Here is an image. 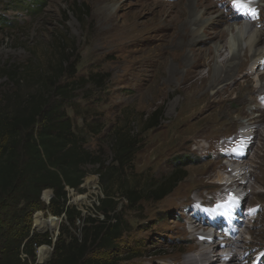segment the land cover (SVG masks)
<instances>
[{
  "label": "rangeland",
  "instance_id": "1",
  "mask_svg": "<svg viewBox=\"0 0 264 264\" xmlns=\"http://www.w3.org/2000/svg\"><path fill=\"white\" fill-rule=\"evenodd\" d=\"M241 2L245 7H238L234 0H0V18L8 23H0V67H9L17 76L13 80L0 72V111L11 113L26 105L29 94L40 85L35 68L45 71L56 60V36L60 35L76 46L75 56H79L74 76L63 79L75 86L65 110L83 147L101 157L104 168L100 174L107 165L115 166L111 137L117 129L130 131L138 141L131 163L124 169L126 185L142 191L134 208L127 207L122 189L117 188L121 183L117 173L103 179L98 164L85 165L80 190L69 188V203L86 217L95 216L105 184L112 185L109 192L117 202L123 235L115 248H95L90 255L108 256L114 264H184L187 244L205 243L198 238L189 243L195 232L184 235L183 228L191 230L190 222L198 224L201 219L209 223L199 230L207 231V240L213 234L226 233L229 220L221 215L227 207L223 200L234 197L230 194H243L242 207L234 214L239 224L242 221L240 234L236 236L235 230L239 224L226 234L237 239L227 249L235 252L230 262L264 264V60L256 66L250 60L252 53L243 51L245 45L241 50L235 47L241 52L232 62L237 68L233 73H219L221 65L231 67L221 60L227 57L234 26L246 20L255 23L262 37L253 45L264 47V0ZM192 9L195 15L201 13L196 20L199 31L185 41L182 35L175 38L174 30L180 29ZM220 14L227 17L226 22L208 24ZM111 15L116 17L113 21ZM213 26L224 28L226 35L213 38ZM196 37L200 40L191 42ZM235 39L240 42L237 35ZM179 41L190 46L180 47L176 58L171 45ZM151 53L159 55L149 57ZM26 66L30 68L24 72ZM189 67L197 74L183 81ZM171 68L179 74L169 78ZM94 75L96 82L91 80ZM215 81L219 83L213 88ZM158 108L162 111L159 125L147 128L144 121ZM255 129L262 133L256 138ZM241 131L253 138V144L249 143L251 150L238 160L241 167L232 170L227 164L235 161L226 159L218 145ZM230 141L222 147L226 149ZM181 168L184 178L176 188L156 199V184ZM240 176L242 184L226 186ZM78 195L85 198L76 200ZM37 212L46 220L60 219L53 231L57 238L67 223L64 218L44 208L35 211L32 220ZM76 225L72 232L79 234L82 222L78 220Z\"/></svg>",
  "mask_w": 264,
  "mask_h": 264
},
{
  "label": "trees",
  "instance_id": "2",
  "mask_svg": "<svg viewBox=\"0 0 264 264\" xmlns=\"http://www.w3.org/2000/svg\"><path fill=\"white\" fill-rule=\"evenodd\" d=\"M0 23L8 24L1 18ZM56 37V60L45 71L35 68L36 74L32 75L38 78L40 85L29 94L26 105L11 113L0 111V264L33 263L37 246L52 243L54 250L45 264H114L108 256L90 255L95 248L105 251L115 248L116 241L123 235L117 202L109 192L112 185L105 184V195L98 200L95 216L84 217L80 209L69 203L68 188L80 190L86 176L85 165L98 164L100 174L104 163L100 156L83 147L66 113L65 103L72 98L75 86L72 81L63 82V79L74 76L79 56H75L76 46L67 42L66 37ZM29 68L24 67V72ZM0 72L13 80L17 78L9 67L1 66ZM161 115V108L155 109L144 121L146 127L158 126ZM137 144L130 131L117 129L111 137L115 166L107 165L105 173L100 174L108 180L117 173L121 180L117 188L122 189L127 207L133 208L143 195L138 188L126 185L124 169L131 163ZM181 171L182 168L172 171L156 184L153 189L156 199H162L176 188L184 178ZM48 188L53 190V195L46 205L41 196ZM84 198L78 195L75 199ZM44 208L67 222L54 242L50 233H38L31 228L33 213ZM37 214L38 228L49 229L41 212ZM49 220L55 228L56 220ZM78 220L83 227L79 234L72 232ZM21 253L26 254L24 259Z\"/></svg>",
  "mask_w": 264,
  "mask_h": 264
},
{
  "label": "bare ground",
  "instance_id": "3",
  "mask_svg": "<svg viewBox=\"0 0 264 264\" xmlns=\"http://www.w3.org/2000/svg\"><path fill=\"white\" fill-rule=\"evenodd\" d=\"M190 1V0H189ZM195 1V0H194ZM198 3V2H197ZM194 4V3H193ZM254 4V3H253ZM196 5V4H195ZM190 6V4L188 5ZM195 8V7H194ZM207 8V7H205ZM203 9V8H201ZM186 11V10H185ZM193 9L192 11L190 10V12H188V16L187 18H183L181 23H180V29H175L174 30V34L173 36L176 38L177 36L181 37L184 36V41L190 36L192 37V34H195L196 32L199 31V26L198 22H196V20L198 18L201 17V13L197 11L196 15L193 14ZM166 13V12H165ZM111 15L110 16V19L113 21V18L115 16ZM182 17V16H181ZM109 18V17H108ZM116 18V17H115ZM226 19L227 17H224L222 14L219 15V17L215 18L214 20L212 21H208V24L210 22V25H215L216 23L217 24H222L223 22H226ZM196 22V23H195ZM245 23H243L241 26H237V27H233L230 31L231 33V37H230V40H229V43H228V46H227V57L225 59H222L221 61H227V65L231 67L229 69L227 68H224L223 69V65L220 66L219 68V73H223V71H230V73H233L234 72V67L237 68V64H235V66L232 64V62L235 60V58L240 55V50L243 49V46L245 45V50L243 51H250L252 53V56L250 58V60H252L253 64H257L256 66H260L261 63L263 62L264 60V47H258V46H255L253 45L254 44V41L257 39V38H261L262 37V33L259 31V27H257V25L255 23H252L250 21H244ZM239 25V24H238ZM177 27V26H176ZM195 27V28H194ZM213 30H214V35H213V38L215 37H218V38H221V37H224L226 35V32H225V29L221 28L218 30V27H212ZM134 30V29H133ZM132 30V31H133ZM211 30V29H210ZM235 30V32H234ZM191 31V32H190ZM130 32V31H128ZM134 32V31H133ZM202 33L204 34H208V30L206 29H202L201 31ZM234 32V33H233ZM190 33V34H189ZM135 34V33H134ZM133 34V35H134ZM136 35V34H135ZM239 37L238 40H240L239 43H237V40L235 39V37ZM199 37V35H197ZM189 37V38H190ZM201 38V37H200ZM196 38H192L191 42L195 41L196 42ZM197 40H200L199 38ZM180 42V41H179ZM186 46H190V44L188 43H172L171 45V48L173 51H171L172 53H175L174 56L176 58H178L180 55L178 53V50L180 49V47H186ZM240 46V50L236 51L237 49L235 47H239ZM171 50V49H170ZM151 51V50H150ZM149 52V51H148ZM153 55H150L149 57H153L155 55H159V54H156V53H151ZM243 55H244V52H243ZM157 58V57H156ZM149 59V58H148ZM160 59V58H159ZM151 60V59H150ZM149 60V61H150ZM165 60V59H164ZM151 61H154V60H151ZM150 61V62H151ZM251 62V63H252ZM164 64V63H163ZM155 64H152V67L154 66ZM159 65V64H158ZM156 65V66H158ZM233 65V66H232ZM148 66V65H147ZM169 67V66H168ZM175 68V67H174ZM179 68V67H178ZM177 72V70L171 68L170 69V75H167V77H171L174 75V73ZM178 73V72H177ZM179 74V73H178ZM192 74L196 75L197 73L193 72L192 70H190V67L189 69H186L185 71V75H184V80H190L192 78ZM260 74V73H259ZM193 75V76H194ZM262 75V74H261ZM221 76V75H220ZM259 76V75H258ZM260 78V77H259ZM194 81V80H193ZM196 81V80H195ZM172 82V81H171ZM197 82V81H196ZM216 82V81H215ZM193 82H191L192 84ZM219 82H216L215 83V87H217V84ZM190 84V85H191ZM197 84V83H196ZM189 85V84H188ZM193 85V84H192ZM195 86V85H194ZM199 86V84H198ZM197 86V87H198ZM191 87V86H190ZM203 87V86H202ZM199 88V87H198ZM197 89V88H196ZM201 89V88H200ZM221 88H218L217 89V92L220 91ZM224 89V88H223ZM201 93V92H200ZM194 97V96H193ZM197 102V100H195ZM204 101V100H203ZM264 103V102H263ZM200 104V103H199ZM195 105V104H194ZM263 105V104H262ZM261 106V105H260ZM183 108V107H182ZM195 108V107H194ZM196 109V108H195ZM194 109V110H195ZM185 110V108H184ZM193 110V111H194ZM180 112V111H179ZM254 133V138H256V136H259L261 135V130L260 129H255L253 131ZM231 139H234L233 142H231L230 140ZM244 139V140H242ZM253 140V138H252ZM251 140V138L247 137L245 132L241 131L239 133H237V135H233L230 139L228 140H223L218 146H220L223 151H222V154L225 156L226 159L228 160H231V161H235V162H230L229 164H227L228 166L232 167V170L233 169H236L238 167H241L240 165V162H238L239 159H243L246 154L248 153V150L250 151L251 150V147L249 145V143L251 142V144H253V141ZM231 142V144L226 148L224 149L222 146L223 145H227L228 142ZM238 162V163H236ZM226 165V164H225ZM218 166H221L219 163H218ZM222 167V166H221ZM227 167V166H226ZM243 167V166H242ZM246 172V171H244ZM244 172L242 174H244ZM248 172V171H247ZM241 174V175H242ZM221 179V175L218 174V180ZM243 182V178L242 176L238 177V178H233L232 181L229 183V184H226V186H236V184H242ZM233 188V187H232ZM234 197H231L229 199H224L223 200V203L227 206L226 208H223L222 209V212H221V215L223 216L224 219H228L229 220V225L227 226V228H229L228 230L225 232H222L220 233V235H215L213 234L212 235V240H207L206 237L204 236H208L207 235V231L206 232H201L199 233V230L201 228H203V225L205 224H209L208 222H201V219H200V222L198 224H196L195 222H190L192 223V229L189 230L187 229H184L183 228V234L187 235L186 232H195V233H192L189 234L191 235V237H189V240L190 242L189 243H192V242H196V238H198L199 240H202L205 244H203L202 242H197L196 245H188L187 244V252H185V256H183V260L181 261V263H184V264H231L230 260H232L231 258L232 257H235V252L233 249H229V251H227V249L230 247H232V245L237 241L233 239H230L228 237H226V234L233 230L234 227L239 224L238 220L236 218V215L234 217V214L238 211H236L237 209L239 210L241 207H242V200H243V194H241V196L238 194V195H234V194H230ZM48 197V193L44 194V198L46 199ZM223 199V198H222ZM221 200V199H220ZM221 203V202H220ZM223 206V205H222ZM220 216V215H219ZM203 217V216H202ZM214 217V216H213ZM51 219H55V220H58V223H59V218L57 217H50ZM49 218V219H50ZM197 218V216H196ZM216 220V219H215ZM214 221V220H213ZM223 221V220H222ZM48 222V228L52 229V230H56L58 227V224L55 228H52V224H50V220H47ZM242 222V221H241ZM240 222L239 226L235 228L236 230V236L239 235V231H240V225L242 224ZM188 223V222H187ZM211 224V222H210ZM215 227H218V229H220V225H213ZM208 228V226H205L204 229L206 230ZM202 229V230H204ZM223 229V228H222ZM224 230V229H223ZM234 230V231H235ZM201 231V230H200ZM212 234V233H211ZM235 236V237H236ZM197 239V240H198ZM220 239V240H218ZM231 241V243H230ZM232 241H233V244H232ZM232 244V245H230ZM238 245V243H236ZM190 246V247H189ZM235 248H238V247H235ZM239 250V249H237ZM49 253V249L47 247H42L39 249V256H40V260L41 261H44L45 259L43 258H46V254L48 255Z\"/></svg>",
  "mask_w": 264,
  "mask_h": 264
},
{
  "label": "built area",
  "instance_id": "4",
  "mask_svg": "<svg viewBox=\"0 0 264 264\" xmlns=\"http://www.w3.org/2000/svg\"><path fill=\"white\" fill-rule=\"evenodd\" d=\"M52 192H53V190H51L50 188H48V189L44 190V192L42 194V198L41 199L46 203V205H48V203L50 201V198H51L50 195H51ZM46 193H48V197L45 199L44 198V194H46ZM35 215L36 214H34L31 228H33V230H35L38 233H45V232L50 233V235H51V241L54 242L55 239H56V237L53 236V231L54 230H52L50 228L49 229H45V230L38 228V226L35 223ZM56 234H58V233H56ZM41 246L42 247H47L49 249V253H48V255H47V257H46V259L44 261H41L40 260V256H39V249L41 248ZM53 249H54L53 243H52V245L51 244L50 245L41 244V245L37 246V249H36V259H35V261L33 263L31 262L30 264H45L46 262H48L50 260L51 254H52L51 252L53 251ZM21 257L24 259L26 257V254L21 253Z\"/></svg>",
  "mask_w": 264,
  "mask_h": 264
},
{
  "label": "snow or ice",
  "instance_id": "5",
  "mask_svg": "<svg viewBox=\"0 0 264 264\" xmlns=\"http://www.w3.org/2000/svg\"><path fill=\"white\" fill-rule=\"evenodd\" d=\"M234 3L238 6V7H245V4L241 2V0H234ZM253 14H255L253 12Z\"/></svg>",
  "mask_w": 264,
  "mask_h": 264
},
{
  "label": "water",
  "instance_id": "6",
  "mask_svg": "<svg viewBox=\"0 0 264 264\" xmlns=\"http://www.w3.org/2000/svg\"><path fill=\"white\" fill-rule=\"evenodd\" d=\"M53 195V192L51 193V195L50 196H52ZM60 220V219H59Z\"/></svg>",
  "mask_w": 264,
  "mask_h": 264
}]
</instances>
